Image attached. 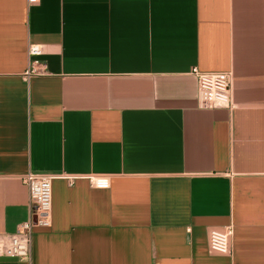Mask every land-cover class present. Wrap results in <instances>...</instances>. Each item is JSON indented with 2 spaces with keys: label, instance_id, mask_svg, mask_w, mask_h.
Wrapping results in <instances>:
<instances>
[{
  "label": "crops",
  "instance_id": "1",
  "mask_svg": "<svg viewBox=\"0 0 264 264\" xmlns=\"http://www.w3.org/2000/svg\"><path fill=\"white\" fill-rule=\"evenodd\" d=\"M194 67L235 107H202ZM30 171L59 175L32 264H264V0H0V236Z\"/></svg>",
  "mask_w": 264,
  "mask_h": 264
},
{
  "label": "built area",
  "instance_id": "2",
  "mask_svg": "<svg viewBox=\"0 0 264 264\" xmlns=\"http://www.w3.org/2000/svg\"><path fill=\"white\" fill-rule=\"evenodd\" d=\"M37 0H29L35 3ZM42 48L30 45L29 54L40 55ZM35 69L27 71L29 77ZM192 74L198 80L200 104L206 108L227 107L234 108L232 95V73L224 71H202L194 67ZM59 175L39 172H28L22 176L23 183L29 189L30 218L18 225L15 233L0 236V255L18 259L22 264H32L33 228L35 226L49 227L51 225L53 180ZM60 177L71 179L68 175ZM91 183L99 188L109 186V179L105 176L90 177ZM234 227L228 225L213 228L209 232V247L221 254L232 253V238Z\"/></svg>",
  "mask_w": 264,
  "mask_h": 264
}]
</instances>
